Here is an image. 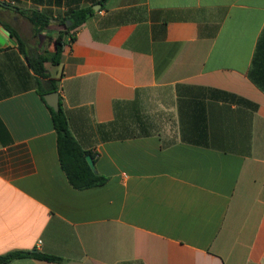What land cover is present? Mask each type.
<instances>
[{
	"label": "crops",
	"instance_id": "0c3cea01",
	"mask_svg": "<svg viewBox=\"0 0 264 264\" xmlns=\"http://www.w3.org/2000/svg\"><path fill=\"white\" fill-rule=\"evenodd\" d=\"M8 1L20 36L14 8H93L49 72L107 181L68 183L0 23V254L64 259L7 264H264V0Z\"/></svg>",
	"mask_w": 264,
	"mask_h": 264
},
{
	"label": "trees",
	"instance_id": "16d2710c",
	"mask_svg": "<svg viewBox=\"0 0 264 264\" xmlns=\"http://www.w3.org/2000/svg\"><path fill=\"white\" fill-rule=\"evenodd\" d=\"M97 4L99 3L95 5ZM14 10L27 20L33 37H37L40 33L44 32L51 22L50 17L45 12L37 9L14 8ZM93 12L91 6L74 8L64 18L59 20L60 24L64 26V30L60 31L57 37L53 39L50 55L46 54L47 51H40L37 48L28 47L15 27L4 21H0L1 25L9 34L16 39L19 52L23 55L28 68L35 75V91L45 104L55 131L56 150L60 168L64 172L68 183L78 190L101 186L107 181V177L98 174L89 167L86 156L89 155L94 159L93 153L84 150L71 134L60 98L59 108L57 111H54L45 103L43 96L50 92H57L59 89L58 80L50 75L46 64L49 63L52 66L59 64L64 46L68 41L72 42L74 40L73 30L82 25ZM67 20L70 21L69 26L66 25ZM27 258L48 263L64 261L60 257L37 250H13L0 254V264H7L12 260Z\"/></svg>",
	"mask_w": 264,
	"mask_h": 264
},
{
	"label": "rangeland",
	"instance_id": "374dc122",
	"mask_svg": "<svg viewBox=\"0 0 264 264\" xmlns=\"http://www.w3.org/2000/svg\"><path fill=\"white\" fill-rule=\"evenodd\" d=\"M21 23H18L17 29L21 33L22 38L28 47L37 48L40 51H47V55H50L52 49L53 39L57 37L60 31L64 30V26L58 21H51L47 29L40 33L37 37H33L30 31V25L27 20L20 17ZM11 24V21H10ZM48 71L52 73L54 69H58L56 66H52L49 63L46 64Z\"/></svg>",
	"mask_w": 264,
	"mask_h": 264
},
{
	"label": "water",
	"instance_id": "95a60500",
	"mask_svg": "<svg viewBox=\"0 0 264 264\" xmlns=\"http://www.w3.org/2000/svg\"><path fill=\"white\" fill-rule=\"evenodd\" d=\"M96 9V8H94ZM66 25L69 26L70 25V21L67 20L66 21ZM43 99L45 100V103L51 107L54 111H57L59 108V96H58V92L54 91V92H50L47 93L43 96ZM86 161L89 165V167L91 168V170L95 171V166H94V162L91 156H86Z\"/></svg>",
	"mask_w": 264,
	"mask_h": 264
},
{
	"label": "built area",
	"instance_id": "2783aa9c",
	"mask_svg": "<svg viewBox=\"0 0 264 264\" xmlns=\"http://www.w3.org/2000/svg\"><path fill=\"white\" fill-rule=\"evenodd\" d=\"M8 5H10V6H14V5H15V0H9V1H8Z\"/></svg>",
	"mask_w": 264,
	"mask_h": 264
}]
</instances>
